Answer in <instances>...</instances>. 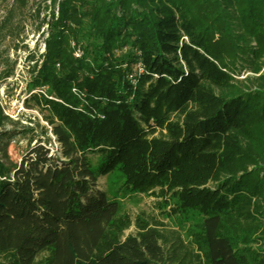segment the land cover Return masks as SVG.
<instances>
[{"label":"trees","instance_id":"1","mask_svg":"<svg viewBox=\"0 0 264 264\" xmlns=\"http://www.w3.org/2000/svg\"><path fill=\"white\" fill-rule=\"evenodd\" d=\"M42 2L23 104L44 125L0 108V264H264V0ZM112 173L195 216L186 245L99 189Z\"/></svg>","mask_w":264,"mask_h":264},{"label":"rangeland","instance_id":"2","mask_svg":"<svg viewBox=\"0 0 264 264\" xmlns=\"http://www.w3.org/2000/svg\"><path fill=\"white\" fill-rule=\"evenodd\" d=\"M11 3L12 0L0 1V19L5 15V8ZM47 4L48 2H46ZM41 6H43L42 0H29L27 8L20 11L16 19L19 24L17 33L14 34L15 36L0 41V76L3 69L7 67L6 65L15 62L12 77L0 80V108L3 110L4 115L13 120L19 118L25 120L30 117L38 119L39 123L44 125L39 113L34 109H27L23 104L24 99L27 97L25 91L27 80L25 57L27 52L34 49L37 44L39 47L38 54L43 51V44L40 38L43 28L39 32L36 30L38 22L33 14L35 8H40ZM41 14H44V11ZM7 129L12 128L6 126L5 130ZM25 144L26 139L22 136L15 135L11 138L7 147V154L13 163L20 161L25 152ZM51 144V151L55 153L57 145L54 142ZM98 187L107 191L111 197L119 200L122 210L129 214L133 220L138 216L141 220L148 223L149 226L158 228L168 240L169 245L176 242L177 238L183 245H186L189 229H191L192 223L196 219L192 214L189 213L185 218L180 216L168 217L162 212L169 211L168 207H157L158 201L153 197L124 193L122 180L118 173L102 177L98 181ZM135 231V227L131 226L125 234H135Z\"/></svg>","mask_w":264,"mask_h":264},{"label":"built area","instance_id":"3","mask_svg":"<svg viewBox=\"0 0 264 264\" xmlns=\"http://www.w3.org/2000/svg\"><path fill=\"white\" fill-rule=\"evenodd\" d=\"M76 55H77V53H76Z\"/></svg>","mask_w":264,"mask_h":264}]
</instances>
